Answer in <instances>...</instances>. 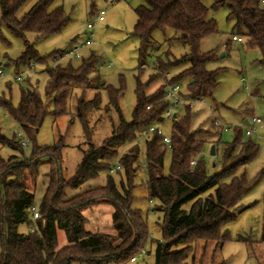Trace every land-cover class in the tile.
<instances>
[{
    "label": "trees",
    "instance_id": "obj_1",
    "mask_svg": "<svg viewBox=\"0 0 264 264\" xmlns=\"http://www.w3.org/2000/svg\"><path fill=\"white\" fill-rule=\"evenodd\" d=\"M27 1L0 0V28L6 25L13 35L24 42L25 50L17 64L33 61L44 63L61 51L40 56L27 34L35 33L37 38L58 34L69 22V17L62 6H54L56 0H38L30 10L19 16L18 11ZM145 2L136 9L137 22L134 27V34L141 41V69L145 65L148 49L154 43L153 32L174 30L175 39L189 44L190 52L182 60L189 61L190 67L168 82L176 83L180 79L190 78L188 97L199 100L213 97L219 85L218 74L222 70L207 68V63L215 58V54L201 51L200 45L206 36L218 32L217 20L211 12L222 6H229L228 17L235 22L234 36L237 33L245 35L247 45L258 46L262 52L259 63L264 66L263 0H213L211 6L205 0ZM96 61L92 55L77 68L60 64L48 69L46 95L53 96L55 117L67 113L73 87L92 86L89 75ZM122 92L123 88L110 89L111 103L119 112ZM135 92L132 120L127 122L121 115L119 127L101 145L89 141V147L70 179L64 177L60 167L62 139L50 146H38L36 143V135L49 113L39 93L35 89H23L17 106L0 96V107L20 126L30 144L33 143L32 154L25 156L26 146L17 133L10 139L0 127V151L8 146L19 152L8 158L0 152V264H72L75 261L82 264H126L141 252L147 237L146 227L140 213L131 207L133 179L141 167L137 145L132 146L120 159L126 175V182L121 180V188L109 176L105 186L89 187L74 196L66 193L67 188L78 189L101 172L110 170L111 160L123 144L134 142L149 126L165 119L164 112L169 104L166 84L147 94L145 84L139 82ZM100 105L98 95L91 100L81 98L78 102V117L87 135L90 134L88 115L92 110L100 109ZM187 109L186 115L175 114L173 117L168 175L163 173L166 144L162 142V136L154 133L146 140L144 166L149 196L160 201L157 209L164 213L161 225L163 238L157 241L154 264H201L203 259L197 261L198 248H203L204 257L209 244L215 246L214 252L224 245L229 235L223 232V227L243 211L237 205L248 187L246 177L235 173L259 151V145L252 136L236 126L232 141L224 145L221 171L209 175L204 163L197 158L204 142L191 128V105H187ZM195 159L197 163L193 164ZM44 163L58 164V168L54 167L48 174L49 183L38 210L40 216L34 219V187L39 166ZM229 176H232V180L228 183L225 179ZM206 193L209 194L204 197ZM105 202L114 208L112 219L116 233L86 230L84 210ZM189 203L190 207L187 208ZM33 219L36 220L35 224ZM21 223L36 226V230L22 233L18 230ZM59 229L65 231L67 238V243L62 247L58 246Z\"/></svg>",
    "mask_w": 264,
    "mask_h": 264
},
{
    "label": "rangeland",
    "instance_id": "obj_2",
    "mask_svg": "<svg viewBox=\"0 0 264 264\" xmlns=\"http://www.w3.org/2000/svg\"><path fill=\"white\" fill-rule=\"evenodd\" d=\"M38 0H28L18 11L21 16L26 13ZM145 0H56L54 6H62L69 22L63 30L55 35L37 38L35 33H28L27 37L40 56H48L53 52H63L74 45H81L91 39L93 43L86 46L79 57L72 56L64 60L61 66L72 65L77 68L83 60L92 55L96 58L94 69L90 73L92 86L73 87L67 105V113L55 117L56 109L53 96L46 95L48 69L53 67L52 59L47 62H34L29 73L28 64H17L24 48L21 38L13 35L6 25L0 28V66L6 76L0 79V96L11 101L13 106L20 102L23 89H35L46 102L49 113L45 117L39 132L36 135L38 146H50L62 139V156L60 167L66 179H70L81 162L84 151L89 147V141L97 146L113 134L121 123V115L129 122L133 118L136 105V87L139 82L145 84V92L152 94L166 84L167 80L177 77L183 70L190 67L189 61H183L184 55L190 52L187 42L175 39L176 33L169 29L165 33L156 30L152 34L154 43L149 47L145 65L140 66L141 41L134 34L137 22L136 9L144 5ZM211 6L213 0H205ZM264 6V3H262ZM104 10L103 21H98L99 13ZM229 6L220 7L212 11L219 30L206 36L200 45L201 51L212 52L215 58L207 63L209 70L222 71L218 74L219 85L213 97L197 100L190 104L187 85L190 78H183L176 82L181 87L185 101L173 109L174 114L184 116L187 114V105H191L190 120L192 130L197 131L198 139L203 140V148L197 155L209 175H214L222 169V154L226 142L232 141L236 126L246 125L254 116L262 119L260 124L251 123L255 128L252 138L259 145L257 155L247 164L240 166L235 175L245 176L248 187L241 197L237 208L243 211L223 227V232L229 239L214 252L215 246L209 244L203 257V248L197 249V261L203 259L201 264H212L225 261L226 264H264L263 216H264V66L259 63L262 57L258 46L247 45L245 35L238 34L241 40L234 39V20L229 19ZM95 24L89 29L88 24ZM77 37L76 41L73 39ZM113 62L109 66V62ZM162 64V66H161ZM162 67V68H160ZM17 73H24L22 81L11 78ZM157 74V75H156ZM155 76V77H152ZM123 88L119 97L121 112L111 103L110 89ZM98 95L101 99L100 109L92 110L88 115L90 134L87 135L85 127L78 117V102L81 98L91 100ZM215 122L229 127L222 130ZM0 127L2 132L10 139L15 133L21 131L20 126L6 114L0 107ZM173 117L165 118L159 128L164 136L172 135ZM154 133L138 137L134 142L123 144L111 160V168L121 165V157L134 145L139 148L141 167L133 179L132 203L133 210L138 211L145 223L147 237L143 241V249L135 260L126 264H154L156 260L155 248L157 241L162 240L161 225L164 213L157 209L160 201L151 199L147 184V171L145 169L146 140ZM216 146V154L211 155V147ZM33 143L24 148L25 156H30ZM3 157L19 153L8 146L1 148ZM172 151L166 145L164 155V175L170 173ZM58 164L44 163L39 166V174L34 187V206L37 210L46 192L49 178L48 174ZM115 179L121 188V180L126 182L125 168L110 172L105 170L96 178L84 183L80 188H67L68 196H74L89 187L105 186L108 177ZM232 176L225 179L231 182ZM214 193V191H211ZM209 193L203 196H208ZM190 207V203L187 204ZM114 208L110 203H100L84 210L87 217L86 230L97 233L105 232L115 234L112 214ZM36 220L33 219V224ZM31 225L21 223L18 230L28 233ZM67 243L65 231L58 230V246ZM2 246L0 245V256ZM72 264H82L75 261Z\"/></svg>",
    "mask_w": 264,
    "mask_h": 264
},
{
    "label": "built area",
    "instance_id": "obj_3",
    "mask_svg": "<svg viewBox=\"0 0 264 264\" xmlns=\"http://www.w3.org/2000/svg\"><path fill=\"white\" fill-rule=\"evenodd\" d=\"M264 2V0H263ZM104 16H105V11L102 10L99 15H98V21H103L104 20ZM95 24H88V28L91 29L94 27ZM234 39L236 40H241L240 37L238 36H234ZM93 43V41L91 39L86 40V42H84L81 45H74L73 47H71L70 49H64L63 52H59L57 54H55L51 59H52V63H53V67H56L60 64H62V62L72 56H76L79 57L81 54V51L86 47L89 46ZM114 63L111 61L109 62V66H112ZM29 69L28 71L24 72V73H29L34 64L33 62H30L29 64ZM24 73H17L11 76L12 79H14L15 81H22L23 77H24ZM6 74L2 68V66H0V79L5 78ZM166 98L169 101V104L164 112V118H171L174 117V112L173 109L176 108L177 105H179L182 101H185L184 96L181 93V87L177 84V83H170L166 82ZM198 99H188L187 101L190 102V104H192L193 102L197 101ZM262 122V119L259 117L254 116L251 120V122L248 121V123H246V125H243V129L245 131V133L248 136H253L254 135V131L255 128L250 127L251 123L254 124H260ZM161 123H157V124H153L151 126H149L145 131H143V133L141 134V136L147 135L148 133H157L159 135L162 136V142L164 144H166L169 148H171V137L170 136H164L162 134L161 129L159 128V125ZM215 125L219 126L222 130H228L229 127L221 124L220 122H215ZM17 137L21 140L22 144L24 146H28L30 144V140L29 138L25 135V133L21 130L19 132H17ZM193 164L197 163V160H193L192 162ZM121 168V165H118L117 167H113L110 168V172H115L117 170H119ZM40 216L39 211L33 207V218L36 219ZM32 231L36 230V226H32L31 228ZM133 261L135 260V258L132 259Z\"/></svg>",
    "mask_w": 264,
    "mask_h": 264
},
{
    "label": "water",
    "instance_id": "obj_4",
    "mask_svg": "<svg viewBox=\"0 0 264 264\" xmlns=\"http://www.w3.org/2000/svg\"><path fill=\"white\" fill-rule=\"evenodd\" d=\"M76 39H77V37H75L74 39H73V41H76ZM176 115H174V117H175ZM210 153H211V155H215L216 154V146L215 145H213L212 147H211V151H210Z\"/></svg>",
    "mask_w": 264,
    "mask_h": 264
},
{
    "label": "crops",
    "instance_id": "obj_5",
    "mask_svg": "<svg viewBox=\"0 0 264 264\" xmlns=\"http://www.w3.org/2000/svg\"><path fill=\"white\" fill-rule=\"evenodd\" d=\"M246 123H248V121L246 120Z\"/></svg>",
    "mask_w": 264,
    "mask_h": 264
}]
</instances>
